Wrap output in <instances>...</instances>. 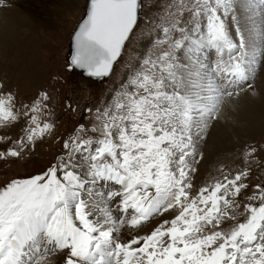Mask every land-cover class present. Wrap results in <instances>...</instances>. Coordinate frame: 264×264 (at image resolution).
Segmentation results:
<instances>
[{"label":"snow or ice","instance_id":"obj_1","mask_svg":"<svg viewBox=\"0 0 264 264\" xmlns=\"http://www.w3.org/2000/svg\"><path fill=\"white\" fill-rule=\"evenodd\" d=\"M143 7L88 0L67 66L109 77ZM145 31V51L54 163L0 185V264H264V179L251 182L264 146L198 181L210 127L264 67V0H156ZM50 100L20 101L0 81V129L23 121L16 138L0 133V161L55 135Z\"/></svg>","mask_w":264,"mask_h":264},{"label":"rangeland","instance_id":"obj_2","mask_svg":"<svg viewBox=\"0 0 264 264\" xmlns=\"http://www.w3.org/2000/svg\"><path fill=\"white\" fill-rule=\"evenodd\" d=\"M11 1L12 4L7 3L2 9L10 8L7 10L23 15V18L21 15L15 16L17 22L27 21L19 24L10 40L6 38L4 41L0 38V81H3L6 87L23 102L30 101L40 91H47L51 97L49 107L54 112L50 119L55 122L56 127L55 135L38 143L35 150L25 159L9 163L0 161V185L12 178L39 173L54 163L57 154L62 151L63 139L72 134L79 124L88 123V114L85 110L87 108L94 110L111 97L126 75V62H134L135 58L145 51L150 36L146 31L142 34V30L145 21L153 14L156 2V0H143L140 26L126 42L121 57L113 65L111 75L95 80L66 68L70 34L82 16L86 0ZM262 71L264 67L257 71L258 75L253 82L254 88ZM237 98L239 97L234 100L243 108H247L252 103V99L240 97L237 100ZM236 109L237 114L235 113L234 118H231L236 120L234 126L228 124L232 134L226 136L224 145L218 147V150L213 149L214 141L207 139L201 145L204 159L199 165L198 181L207 178L209 174L215 175L216 169L221 165L229 168L239 166L241 151L247 145L258 148L264 146V115L262 121L258 123L253 118L257 112L251 116L242 115L238 107ZM259 113L264 114V108ZM22 124L23 121L15 128L0 129V133L8 132L12 138H16L20 134ZM235 129H239V132ZM7 146L0 145V148ZM260 156L264 159V152H261ZM258 178L264 179V172L260 169H256L251 182L256 183Z\"/></svg>","mask_w":264,"mask_h":264},{"label":"bare ground","instance_id":"obj_3","mask_svg":"<svg viewBox=\"0 0 264 264\" xmlns=\"http://www.w3.org/2000/svg\"><path fill=\"white\" fill-rule=\"evenodd\" d=\"M16 1H18V0H16ZM7 3L12 4L13 1L8 0ZM10 4H9V6H10ZM10 7H12V6H10ZM7 9H10V8H5V9L0 8V17H1L0 38H3L4 41L6 38L7 39L9 38V40H10L11 36L14 35L16 30L18 29L19 24H24L27 21V20H24V21L20 20L19 22L15 21L16 20L15 16L17 15L18 12L13 13V12L8 11ZM13 10H15V9H12V11ZM20 15H17V16H20ZM21 16L23 18V15H21ZM3 39H1V40H3ZM259 75L260 76H259L258 80L256 81V87L254 88L255 90L243 92L242 94H240L238 96L239 98L240 97H246V98L252 99V103L247 108H243L242 106H240L238 104L239 102H236L233 99L230 103L226 104V107H224L222 117L218 121L214 122L213 125L210 127L209 133L207 134L208 137L206 136L207 137L206 139H207V141H209V140L214 141V145L212 147L213 149L216 148L218 150V147L224 145L223 143H224V139L226 138V136H228L229 134H232V130L228 129V124L231 123V125L233 124V126H234V123L236 120L231 119V118H234V114L236 113L235 109L237 107H238L239 112L243 113L242 115L249 114L251 116L253 113L257 112L256 116H254L253 118L255 120H257L258 123H260V120L263 118L262 115H264L262 113H259L264 108V71H262V73L260 72ZM239 98H237V100ZM242 102H243V100H242ZM251 120H253V119H251ZM235 130L238 131L239 129H235ZM154 223L155 222H153V224H151V225L149 224L148 226H146V228L144 230L149 231L154 226Z\"/></svg>","mask_w":264,"mask_h":264},{"label":"water","instance_id":"obj_4","mask_svg":"<svg viewBox=\"0 0 264 264\" xmlns=\"http://www.w3.org/2000/svg\"><path fill=\"white\" fill-rule=\"evenodd\" d=\"M87 6H88V0H86V5H85V9H84V12H83V15H82V17L79 19V21L77 22V24H76V26L78 25V23L81 21V19L83 18V16L85 15V13H86V10H87ZM76 26H75V28H76ZM74 28V29H75ZM74 29H73V31H74ZM73 31H72V33H73ZM72 33H71V35H72ZM71 37V36H70ZM72 52V45H71V41H69V50H68V54H67V65H68V62H69V60H70V53ZM68 67V66H67ZM69 68V67H68ZM70 70H72V71H76V72H79V73H81L82 75H85V76H87L81 69H76V68H69Z\"/></svg>","mask_w":264,"mask_h":264}]
</instances>
